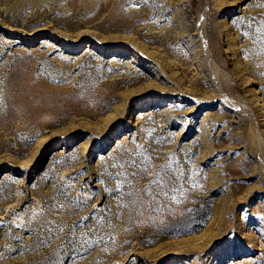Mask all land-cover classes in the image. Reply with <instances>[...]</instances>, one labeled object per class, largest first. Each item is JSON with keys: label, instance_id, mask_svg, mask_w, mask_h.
<instances>
[{"label": "rangeland", "instance_id": "obj_1", "mask_svg": "<svg viewBox=\"0 0 264 264\" xmlns=\"http://www.w3.org/2000/svg\"><path fill=\"white\" fill-rule=\"evenodd\" d=\"M261 143L264 0H0V264H264Z\"/></svg>", "mask_w": 264, "mask_h": 264}, {"label": "snow or ice", "instance_id": "obj_2", "mask_svg": "<svg viewBox=\"0 0 264 264\" xmlns=\"http://www.w3.org/2000/svg\"><path fill=\"white\" fill-rule=\"evenodd\" d=\"M138 148L140 149V151L132 152L127 159L119 164V167L121 169H124V171L117 174L118 176L132 178L127 180L128 186L133 189L132 192L128 193V195L130 196H137V189L139 188V184L134 183V180L142 178L143 176L153 175V172L150 171V169L154 167V165L152 164V157L146 155L147 149H144L142 145H139ZM159 167L160 170L155 173V179L151 181V185L145 187L143 190L147 196L151 197V203L157 206L160 202L156 199V195L153 194L152 185L156 187V193L159 196L168 197L169 192H176L180 190L177 181L182 179V173H180L176 169H172L171 163L161 165ZM60 207H63V205H61ZM156 210H160V208L157 207ZM227 239L228 238H226V240Z\"/></svg>", "mask_w": 264, "mask_h": 264}, {"label": "bare ground", "instance_id": "obj_3", "mask_svg": "<svg viewBox=\"0 0 264 264\" xmlns=\"http://www.w3.org/2000/svg\"><path fill=\"white\" fill-rule=\"evenodd\" d=\"M124 1V0H123ZM119 2V1H118ZM121 2V1H120ZM120 2H119V4H120ZM140 20V19H139ZM145 20V19H144ZM141 21H143V19L141 20ZM201 31V30H200ZM201 33V32H200ZM202 35V34H201ZM204 37V36H203ZM205 38V37H204ZM203 40V39H202ZM209 62V61H208ZM216 67V66H215ZM217 68V67H216ZM215 68V69H216ZM234 103V102H233ZM253 113V112H252ZM256 123V122H255ZM258 126V125H257ZM258 129V128H257ZM257 132H259V129H258V131ZM262 139V138H261ZM259 142H261L260 140H259ZM263 142V141H262ZM261 144H264V143H261ZM261 146V145H260ZM262 149V148H261ZM264 149V148H263ZM264 156V155H263Z\"/></svg>", "mask_w": 264, "mask_h": 264}]
</instances>
